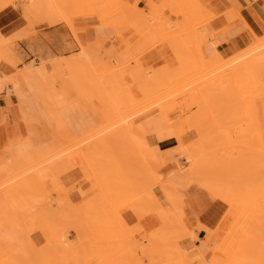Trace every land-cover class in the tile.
Here are the masks:
<instances>
[{
    "label": "rangeland",
    "instance_id": "374dc122",
    "mask_svg": "<svg viewBox=\"0 0 264 264\" xmlns=\"http://www.w3.org/2000/svg\"><path fill=\"white\" fill-rule=\"evenodd\" d=\"M115 1L117 8L108 0H0V14L13 7L27 24L9 36L0 32V67H9L8 74L5 69L0 74V93L14 94L23 128L21 137H9L6 118L0 120V264H264V133L258 118L261 111L264 117V99L255 103L264 96V58L248 55L264 45V36L241 51H223L216 40L209 41L215 15L200 0H135L146 8L148 27L121 14L133 2ZM157 8L160 29L150 16ZM236 10L225 12L229 21L240 15ZM82 18L89 19L92 29L101 28L93 27L95 18H120L124 30L110 24L115 28L102 29L112 36L101 39L98 33L96 41L82 44V30L74 26ZM54 25L65 29L59 35L63 47L50 52L55 58L45 60L48 53L30 57L20 42L37 35L51 41L45 32ZM134 36L144 46L133 58L127 50ZM119 45L121 62L106 57ZM151 48H159L163 60L143 66L139 58ZM113 129L123 139L124 129L131 132L128 140L118 138L120 144L132 141L134 157H129L130 146L110 139L117 138L109 135ZM164 130L165 137L177 140L168 143L173 146L168 153L155 154L148 142L154 148V136ZM102 141L111 145L110 151ZM72 171L81 176L74 187L64 183ZM92 187L96 191L86 202L70 200L71 189ZM193 191L227 206L214 228L194 226L186 215ZM154 194L159 213L140 216L141 206L155 205ZM143 198L150 202L142 203ZM125 211L135 213L138 223L129 226ZM149 216L155 218L154 228ZM175 217L184 227H177ZM34 221L36 229L30 231ZM119 234L121 238L113 236ZM217 236L223 239L220 252L212 247ZM109 239L119 241L117 249L108 245ZM185 247L191 250L189 258ZM154 250L163 254L152 257Z\"/></svg>",
    "mask_w": 264,
    "mask_h": 264
},
{
    "label": "crops",
    "instance_id": "0c3cea01",
    "mask_svg": "<svg viewBox=\"0 0 264 264\" xmlns=\"http://www.w3.org/2000/svg\"><path fill=\"white\" fill-rule=\"evenodd\" d=\"M130 1L131 3L133 2L131 4L132 6L138 7L140 10L146 12L145 6H143L140 2H136L135 0H130ZM200 1L204 4V6L209 12L215 15V18H213L212 21L210 22V26L213 29L214 36L211 37L209 41L216 40L219 44V49L223 51L225 50L241 51L246 47H248L252 42V40H254V38H260L264 36V0H200ZM234 8L238 10V13L240 15L237 18H235L233 21H229L228 17L225 15V12L231 11ZM110 20L113 22V24L116 27H118L119 30H124V27L122 26L123 23L121 22L120 18L110 19ZM26 26H27L26 21L24 20L21 12L13 7L8 8L7 10H5L0 14V32L5 36L12 35L18 32L19 30H22ZM74 26L75 28L82 30L81 32L78 33V40L82 44L96 41V37L98 33L100 35L99 38L101 39L108 38L113 34L112 31L107 32L104 31V29H102V27L105 28L106 26H99L101 28L92 29L91 28L92 25L90 24L89 19H84V18L76 19L74 21ZM115 26L112 27L115 28ZM46 31L47 32L45 33L46 34L48 33L52 38L51 41H48L47 39L43 38L42 35H37L30 39H24L20 42V45L30 55V57H33L34 53L36 54L40 53L42 55L48 53L46 57H44V59L51 60L54 59L55 57L52 54H50V52L55 53V51H58L59 49H61V47H63V43L60 39L61 37H59V35L65 31V29L62 26L54 25V27L50 28L49 30L47 29ZM138 39L139 36H134L128 40L129 43H131V45L129 46V50H127V54L129 55V57L134 58L133 56L134 52H138L144 46V41ZM117 50L123 51V46L120 47L119 45L116 47V49L112 47L110 55H113L115 53L117 54ZM162 60H163V54L159 48H151L146 52H144L139 58V62L146 67H154L159 63H161ZM2 69H5L7 74L9 73L8 70L9 67L2 66L0 67V74L2 72ZM33 77L34 76L31 75L28 78L30 79ZM263 99L264 96L259 97L256 99L255 103ZM18 105L16 103V98L14 97V94L8 97L6 89H4L2 93H0V120L3 117L6 118L7 134L9 137L18 138L21 137L23 133ZM262 108L264 110V105ZM258 118H259V125L263 127V133H264V117L262 116V111L260 113V116H258ZM257 123L258 122L256 121L254 123V126ZM166 134L167 132L164 130L160 132L157 136H154V140H153V143H155L154 148H151L150 142H148L149 143L148 148L152 149L155 154H162V153L165 154L173 149V146H170L168 143L172 139L174 140L177 139L174 137H165ZM158 142H160L162 145L158 144ZM28 143L31 145L30 142ZM27 145L28 144H25L26 147ZM158 159L159 158H157V160ZM80 177L81 176L78 171H72L70 172V175L65 178L64 183L67 186L74 187V185L79 181ZM191 186L192 185H190L189 187ZM95 191L96 189L94 187H92L90 190L87 191L83 188H80V192L77 188L71 189L70 200L73 203H78V204L84 203L94 196L93 193ZM59 204L60 202L57 203V205ZM226 210H227V206L223 202L219 200L209 201L202 193L193 191L190 194V199L186 202L185 213L194 226H198L200 224V225H204L209 229H212L219 223ZM123 218L129 226H133L138 223V219L132 211H125L123 213ZM148 221L149 223H151L152 228H154L156 225L155 218L153 216L151 217L149 216ZM27 229H29L30 231H34L36 229L35 221L33 222L32 227L30 228L27 227ZM203 233H204L203 230L197 233L200 240L201 238L203 239L204 237ZM35 238L37 240L38 239L41 240V237L37 233H35ZM195 245L196 247H203V245H201L200 243H196ZM161 254H163V250H154L150 253L152 257H156Z\"/></svg>",
    "mask_w": 264,
    "mask_h": 264
},
{
    "label": "bare ground",
    "instance_id": "6f19581e",
    "mask_svg": "<svg viewBox=\"0 0 264 264\" xmlns=\"http://www.w3.org/2000/svg\"><path fill=\"white\" fill-rule=\"evenodd\" d=\"M31 1H32V0H31ZM93 1H94V0H93ZM95 1H96V0H95ZM100 1H104V0H100ZM169 1H170V0H169ZM33 2H34V0H33ZM108 2H110L111 4H113V3L115 2V3H114V6L117 5V4H116L117 1H115V0H113V1H111V0L109 1V0H108ZM112 2H113V3H112ZM119 2H120V1H119ZM157 4L159 5V7L161 6L160 3H157ZM59 5H60V3H59ZM61 5H62V4H61ZM63 5H66V4L63 3ZM109 5H110V4H109ZM118 5H119V4H118ZM120 5H121V4H120ZM154 5H155V4H154ZM123 6H124V5H123ZM93 7H94V6H93ZM111 7H112V6H111ZM120 7H121V6H120ZM120 7H119V9H120ZM113 8H114V7H113ZM116 8H117V6H116ZM123 9H124V10H123ZM123 9H122V11H121V14H122L123 16L139 18L141 25H142L143 27H148V24H147L148 21L146 20V17L148 16V14H146L145 12H143L142 10H140L138 7H134V6H130V8H129V7H128V8H125V7H124ZM127 9H128V10H127ZM113 10H114V9H113ZM115 10H116V9H115ZM120 10H121V9H120ZM61 11H62V10H61ZM64 11H65L66 13H67V12H68V13L70 12V10L68 11V9H67V11H66V9H64ZM90 11H91V10H90ZM92 11H93V10H92ZM92 11H91V12H92ZM91 12H90V13H91ZM93 13H94V12H93ZM93 13H91V14H93ZM69 14H70V13H69ZM122 15H121V16H122ZM63 16H64V15H63ZM69 16H70V15H69ZM94 16H95V15H94ZM150 16H152V17L154 18L153 21H152V23L156 25L155 27L158 28V29H160L161 26H160L159 23H157V22H158L157 19H158V17L160 18V17L162 16V13L160 12L159 8H157L156 11H155L153 14H150ZM150 16H149V17H150ZM66 17L68 18V15H66ZM66 17H65V18H66ZM95 19H96V20H95ZM95 19H94L95 21L92 20V21L94 22L93 27H98V26H111L110 24H113L112 21H111L110 19H108L107 21H103V22H99V21H97V18H95ZM169 22H170V21L165 22V25H166V24H169V25H170ZM153 24H152V27L155 28V27L153 26ZM149 25H150V24H149ZM98 41H99V42H102L101 39L98 40ZM103 41H104V40H103ZM262 42H264V41H262ZM259 44H260V43H259ZM261 44H262V43H261ZM256 47H258V44H257ZM260 47H261L263 50H261V48L259 49V47H258L259 50H254V51L252 50V52L248 53V55H250V54L252 55V53H253V57H254V55L257 54L259 57H262V56H263V57L261 58V59H263V58H264V45H263V46H260ZM101 49H103V48H102V45L100 46V50H101ZM115 49H116V48H115ZM103 51H104V50H103ZM256 51H257V52H256ZM104 53H106V52H104ZM254 53H256V54H254ZM243 54H244V53H243ZM246 54H247V53H246ZM105 55H106V57L112 59L113 61H114V60H115V61L117 60V62H121V60H119L120 57H118L116 53L113 54V55H111V56L108 55L107 53H106ZM248 55H245V56L247 57ZM251 55H250L249 57H251ZM258 56H257V57H258ZM243 57H244V56H243ZM253 57H252V60L255 59V58H253ZM236 58H237V57H236ZM217 59H218V58H217ZM217 59H216V60H217ZM244 59H245V58H244ZM261 59L259 58V60H261ZM231 60H232V59H231ZM231 60H230V61H231ZM233 60H234V59H233ZM239 60H240V59H239ZM255 60H256V59H255ZM255 60H253L252 63H254ZM248 61H249V60H248ZM234 62H235V61H234ZM238 62H239V61H238ZM238 62H237V63H238ZM241 62H242V61H241ZM218 63H219V62H218ZM252 63H251V64H252ZM119 64H121V63H119ZM119 64H118V65H119ZM239 65H240V64H239ZM239 65H237V66H239ZM241 66H242V65H241ZM233 67H234V66H233ZM228 69H229V67H228ZM124 120H125V119H124ZM122 123H123V121H122ZM125 123H126V120H125ZM127 123L129 124V122H127ZM129 126H130V124H129L128 126H126V127H129ZM112 127H113V126H112ZM115 128H116V127H115ZM119 128H120V126H119ZM116 129H117V128H116ZM126 129H127V128H126ZM126 129H124V130H125V131H124V135H125L126 137L123 136L125 139H127V135H129V134L131 133V132H130V133H127L128 130L126 131ZM121 130H122V129H121ZM130 130H131V128H130ZM105 131H107V130H105ZM113 131H114V129H113ZM101 132H102V131H101ZM103 132H104V131H103ZM103 132H102V133H103ZM107 132H108V131H107ZM114 132H115V133H114ZM114 132H112V134H109V135H116V134H118V132H117L116 130H115ZM119 132H120V131H119ZM125 132H126L127 134H125ZM99 133H100V132H99ZM102 133H100V135H101ZM108 133H109V132H108ZM169 133H170V132H169ZM106 134H107V133H106ZM102 135H104V134H102ZM120 135H121V134H120ZM122 135H123V133H122ZM116 136H117V138H118L119 135H116ZM172 136H173V135H172ZM120 137H121L120 140H125V139L122 138V136H119V138H120ZM98 138H99V137H98ZM117 138L110 137V139H111L112 141H113V140L116 141V142L114 141L116 144H117V143L120 144V142H119V138H118V139H117ZM174 138H175V137H174ZM108 139H109V137H108ZM129 139H131V138L129 137ZM76 140H77V139H76ZM111 140H110V141H111ZM127 140H128V139H127ZM117 141H118V142H117ZM104 142H106V141H102V143L100 142V145L102 144V146H104L105 149L107 148V150L110 151L111 149H108V147H110L111 145H108V144H107L108 142H107L106 144H107L108 146L106 147V144H104ZM71 143H72V142H71ZM115 143H114V144H115ZM109 144H112V146H113V143H109ZM116 144H115V145H116ZM124 144H126V143L124 142V143L122 144V141H121V144H120V145L123 146ZM86 145H87V144H86ZM126 145H127V144H126ZM126 145H124V146H126ZM134 145H135V144H134ZM118 146H119V145H118ZM127 146H130V148H132L129 157H130V158L134 157V155H133L134 153L132 154V150H134L135 148L133 149L132 141H131V144H129V142H128V145H127ZM135 146H139V145H135ZM135 146H134V147H135ZM74 147H75V146H74ZM76 147H77V145H76ZM70 148H71V147H70ZM70 148H69V149H70ZM125 148H126V147H125ZM127 148H128V147H127ZM234 148H235V147H234ZM69 149L67 150L68 152L71 150V149H70V150H69ZM100 149H101V148H100ZM123 149H124V148H123ZM124 150H129V149H124ZM137 150H138V149L136 148V151H137ZM242 150H243V149H242ZM120 151H121V150H120ZM120 151H119V153H120ZM134 151H135V150H134ZM134 151H133V152H134ZM140 151H141V150H140ZM63 152H65V151H63ZM63 152H61V154L64 155ZM117 152H118V151H117ZM123 152H125V151H123ZM126 152H127V151H126ZM128 152H129V151H128ZM128 152H127V153H128ZM137 152H138V151H137ZM119 153H118V154H119ZM127 153H125V154H126V155H129V154H127ZM72 154H73V153H72ZM122 154H123V153H122ZM125 154H123V155H125ZM138 154H139V152H138ZM65 155H66V154H65ZM110 155H111V154H110ZM115 155H116V154H115ZM120 155H121V154H120ZM132 155H133V156H132ZM111 156H112V155H111ZM117 156H118V155H117ZM107 157L111 158L109 155H107ZM115 157H116V156H115ZM129 157H127V158H129ZM123 158H124V157H123ZM127 158L125 157L124 159H127ZM1 159H2V158H1ZM1 159H0V160H1ZM111 159H112V158H111ZM114 159H115V158H114ZM114 159H113V160H114ZM171 159H172V158H171ZM171 159H169V160H171ZM116 160H117V159H116ZM127 160H129V159H127ZM141 160H142V159H141ZM123 161H124V160H123ZM175 161H176V160H175ZM129 162H130V161H129ZM136 162H137V161H135V163H136ZM108 163H110V162H108ZM143 163H144V161H143ZM122 164H123V163H122ZM133 164H134V163H133ZM138 164H139V163H138ZM120 165H121V164H120ZM177 165H178V164H177ZM129 166H130V165H129ZM121 167H122V165H121ZM132 167H133V165H132ZM126 168H127V167H126ZM126 168L124 167V169L122 168V170H125ZM136 168H137V166H135L134 169H133V168H130V169H129V167H128L127 169H128V170H132V169H133L132 171H134V172L136 171V172H137L138 170H137ZM138 168H139V167H138ZM128 170H127V172H128ZM148 171H149V170H148ZM136 172H135V173H136ZM138 172H139V171H138ZM149 172H150V171H149ZM123 173H124V172H123ZM181 173H182V171H181ZM132 174H133V172H132ZM136 174H137V173H136ZM122 175H123V174H122ZM126 175H127V174H126ZM134 175H135V174H134ZM180 175H181V174H180ZM180 175H179V177H180ZM182 175H183V174H182ZM185 175H188V172H187V174L185 173ZM104 176H105V175H104ZM123 176H125V174H124ZM137 176H138V174H137ZM144 176H145V175H144ZM18 177H19V176H18ZM125 177H126V176H125ZM127 177H128V176H127ZM176 177L178 178L177 175H176ZM181 177H182V176H181ZM185 177H186V176H185ZM185 177H184V178H185ZM19 178H20V177H19ZM107 178H108V177H107ZM137 178H139V177H137ZM142 178H143V177H142ZM173 178H174V176L172 177L171 180H172V181H175V180H173ZM14 179H15V178H14ZM109 179H110V178H109ZM109 179H108V180H109ZM127 179H128V178H127ZM139 179H140V178H139ZM143 179H144V180H147L148 182H149V180H150V179H147V177H146V178H143ZM153 179H154V178H153ZM178 179H179V178H178ZM101 180H102V179H101ZM132 180H133V179H132ZM169 180H170V179H169ZM184 180H185V179H184ZM13 181H15V180H13ZM127 181H128L127 183H129V181H131V179H128ZM134 181H135V180H134ZM134 181H133L132 185H134ZM152 181H153V180H152ZM8 182H9V181H8ZM11 182H12V181H11ZM99 182H100V181H99ZM102 182H104V181H101V183H102ZM148 182H147V183H148ZM175 182H178V181H175ZM183 182H185V181H183ZM188 182H189V181H188ZM147 183H145V184L147 185ZM166 183H167V182H166ZM169 183H170V182H169ZM102 184H104V183H102ZM108 184H109V183H108ZM108 184H107V185H108ZM118 184H119V183H118ZM139 184H141L142 186H144L142 183H139ZM157 184L159 185V188H160V187H161L160 184H159V183H157ZM157 184H155V186H156ZM188 184H189V183H188ZM127 185H128V184H127ZM130 185H131V183H129V186H130ZM161 185L163 186V188H162L163 190H168V189H166V187L164 186L165 184L161 183ZM172 185H173V184H172ZM174 185H175V184H174ZM7 186H8V184H7ZM102 186H103V185H102ZM108 186H109V189H110V185H108ZM115 186H116V185H115ZM120 186H121V185H120ZM122 186H124V183H123ZM134 186H137V183H136ZM147 186H148V185H147ZM155 186H154V187H155ZM100 187H101V186H100ZM106 187H107V186H106ZM111 187H113V185H112ZM139 187H140V186H139ZM167 187H169V189H170V187H172V186H167ZM183 187H184V186H183ZM1 188H2V187H1ZM104 188H105V186H104ZM132 188H133V187H132ZM137 188H138V187H137ZM144 188H145V187H144ZM144 188L142 187L141 190H143ZM100 189L102 190V188H100ZM106 189H107V188H106ZM109 189H108V190H109ZM115 189H116V188H115ZM133 189H134V188H133ZM139 189H140V188H139ZM149 189H152V188H149ZM134 190H135V189H134ZM141 190H140V191H141ZM145 190H146V189H145ZM152 190H153V189H152ZM114 191H115V190H114ZM101 192H102V191H101ZM109 192H110V190H109ZM102 193H104V192H102ZM157 195H158V194H157ZM157 195H156V194L153 195V200H154L153 203L155 204L154 206H149L147 209H145V207H144L145 205H143V204L140 203V205H143V207L141 206V209L143 208V210H142L140 216L146 215V214H148V213H152L154 216H156V213H159L158 208H157V202H158V196H157ZM110 196H111V195H110ZM112 197H113V196H112ZM146 199L150 202V200H149L148 198H146ZM144 200H145V199L143 198V201H141V202L145 204ZM147 200H145V201L147 202ZM103 201H104V200H103ZM106 201H107V200H106ZM139 202H140V201H139ZM147 203H148V202H147ZM146 205H147V204H146ZM148 205H151V203H149ZM146 207H147V206H146ZM134 208H135V207H134ZM136 209H137V208H136ZM173 210H175V209H172L171 211L173 212ZM176 210H177V209H176ZM174 212H175V211H174ZM174 212H173V214H174ZM138 213H139V212H138ZM134 214H135V213H134ZM117 215H118V214H117ZM135 215H136V214H135ZM175 215H176V212H175L174 216H175ZM105 216H106V215H105ZM177 216H178V215H177ZM177 216H176V217H177ZM176 217H175V219H177ZM138 218H139V217H138ZM113 219H114V217H113ZM144 221H145V220H144ZM115 222H116V220H115ZM146 222H147V221H146ZM176 223H177V227H179L180 225H182V221L180 220L179 217H178ZM115 224L117 225V222H116ZM119 225H120V224H119ZM120 226H121V225H120ZM182 226H183V225H182ZM118 227H119V226H118ZM183 227H184V226H183ZM99 228H100V227H99ZM103 228H104V227H103ZM103 228H102V229H103ZM106 228H109V229H110V227H106ZM106 228H105V229H106ZM114 228H115V227H114ZM94 229H95V228H94ZM179 229H180V228H179ZM137 230H138V229H137ZM97 231H98V229H97ZM103 231H104V229H103ZM103 231H101V232H102L101 235L104 234L105 231H104V232H103ZM106 231H107V230H106ZM127 231H128V230H127ZM173 231H174V228H173V229H171V228L169 229V232H170L171 234H173ZM94 232H95V231H94ZM108 232H109V231H108ZM108 232H105V233H108ZM124 232H125V231H124ZM138 232H139V230H138ZM184 232H185V231H184ZM186 232H187V233H186ZM186 232H185V233H186V236H190V237H192V234H190V233L188 232V230H187ZM141 233H142V232H141ZM99 234H100V231H98L97 236L99 237V239H101V237L99 236ZM109 234L111 235V233H109ZM109 234H107V235H109ZM38 235L40 236L39 233H38ZM110 235H109V236H110ZM120 235H121V234H119V235H113V236H116V237L118 238V236H120ZM169 235H170V234H169ZM94 236H95V235H94ZM97 236H96V238H97ZM113 236H112V237H113ZM24 237H26L27 239H28V238H32V240H33V237H32V236H29V235L26 234V233H25ZM106 237H108V236H106ZM112 237H111V238H112ZM116 237H115L114 239H116ZM129 237H130V236H129V233H128V238H127V239H130ZM103 238H104V237H103ZM108 238H109V237H108ZM120 238H121V236H120ZM217 238H218V236H217ZM22 239H24V238H22ZM99 239H98V240H99ZM104 239H105V238H104ZM179 239H181V238H179ZM130 240H131V239H130ZM191 240H192V239H191ZM217 240H218L219 244H218V242H217L216 244H213L212 247H214V249H216L217 251L220 252V250L222 249V248L220 247V243L223 241V239H221L222 241H219V240H220V237H219ZM21 241H22V240H21ZM117 241H118V240L109 239V240H108V245H112V244H113V245L115 246V247H114V250H115V249H117L116 247H118V245H119V241H118V242H117ZM101 242H102V240L99 241L100 244H101ZM94 243H95V246H96V242H95V241H94ZM102 243H103V242H102ZM136 243H137V242H136ZM188 243H189V242H188ZM188 243H187V244H188ZM190 243H191V242H190ZM209 243H210V242H209ZM212 243H213V242H212ZM100 244H99V245H100ZM115 244H116V245H115ZM132 244H133V243H132ZM132 244H131V245H132ZM207 244H208V243H207ZM101 245H103V244H101ZM104 245H105V244H104ZM131 245H130V246H131ZM135 245H136V244H135V242H134V245H133V246H135ZM137 245H138V244H137ZM137 245H136V247H137ZM104 247H106V246H104ZM119 247H120V246H119ZM218 248H220V249H218ZM180 249H181V248H180ZM195 249H196V248H195ZM95 250H96V247H95ZM98 250H99V249H98ZM100 250H101V249H100ZM100 250H99V251H100ZM106 250H107V249H106ZM181 250H183V249H181ZM222 250H223V249H222ZM101 251H102V250H101ZM183 252H185V253L187 254V258H189L188 255H190V252H191V250L189 249V247H188V248L185 247L184 250H183ZM183 252H182V253H183ZM99 253H101V252H99ZM221 253H222V252H221ZM185 256H186V255H185Z\"/></svg>",
    "mask_w": 264,
    "mask_h": 264
}]
</instances>
